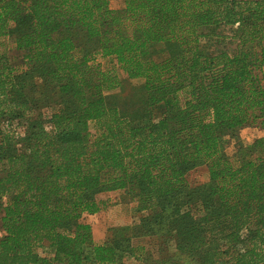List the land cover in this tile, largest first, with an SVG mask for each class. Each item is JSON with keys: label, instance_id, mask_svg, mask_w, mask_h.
Instances as JSON below:
<instances>
[{"label": "trees", "instance_id": "16d2710c", "mask_svg": "<svg viewBox=\"0 0 264 264\" xmlns=\"http://www.w3.org/2000/svg\"><path fill=\"white\" fill-rule=\"evenodd\" d=\"M252 126L264 0H0V264H264Z\"/></svg>", "mask_w": 264, "mask_h": 264}, {"label": "rangeland", "instance_id": "374dc122", "mask_svg": "<svg viewBox=\"0 0 264 264\" xmlns=\"http://www.w3.org/2000/svg\"><path fill=\"white\" fill-rule=\"evenodd\" d=\"M109 5L112 9H118L122 6V0H109ZM105 68H110L112 62L110 60L104 61ZM118 76L124 77V74L117 71ZM92 128V124L90 125ZM264 134V128L258 126L245 127L240 130V135L235 138L227 146L226 151L231 153L238 145L247 144L255 138ZM101 200L107 201V204L95 214L83 215V221L91 225V231L94 241L100 242L105 239L109 226H118L124 224H131L138 222L140 213L137 214L131 208V204L127 203L128 198L120 192L102 193L98 195ZM40 252H46L43 248Z\"/></svg>", "mask_w": 264, "mask_h": 264}, {"label": "built area", "instance_id": "2783aa9c", "mask_svg": "<svg viewBox=\"0 0 264 264\" xmlns=\"http://www.w3.org/2000/svg\"><path fill=\"white\" fill-rule=\"evenodd\" d=\"M3 234H4V231H3L1 221H0V238L3 236Z\"/></svg>", "mask_w": 264, "mask_h": 264}]
</instances>
